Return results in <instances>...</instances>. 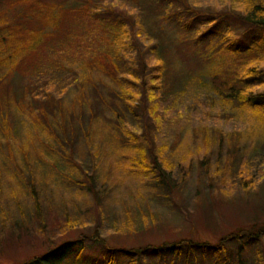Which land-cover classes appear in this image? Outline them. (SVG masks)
Returning <instances> with one entry per match:
<instances>
[{
	"label": "rangeland",
	"instance_id": "374dc122",
	"mask_svg": "<svg viewBox=\"0 0 264 264\" xmlns=\"http://www.w3.org/2000/svg\"><path fill=\"white\" fill-rule=\"evenodd\" d=\"M47 1L119 9L129 44L120 84L50 68L75 57L61 45L39 73L0 82V264H39L68 241L65 264H129L124 250L134 264H264V235H242L264 228V117L237 100L264 94V32L238 19L264 0ZM255 60L260 78L239 84ZM181 240L226 249L143 252Z\"/></svg>",
	"mask_w": 264,
	"mask_h": 264
},
{
	"label": "trees",
	"instance_id": "16d2710c",
	"mask_svg": "<svg viewBox=\"0 0 264 264\" xmlns=\"http://www.w3.org/2000/svg\"><path fill=\"white\" fill-rule=\"evenodd\" d=\"M246 8L238 19L245 26H249L248 29H259L264 32V3H254ZM129 19L115 7L90 2L76 7H66L47 0H0V82L10 74H25L27 71L31 74L39 73L43 66V61L39 59L48 52L47 48L61 45L63 53L71 51L75 53V57L66 63L62 55L58 59L63 62L53 63L50 68L55 66L66 69L79 68L84 77L90 78L95 73L104 74L120 84L121 69L118 62L122 58L120 53L122 45L129 44L127 28L132 23ZM132 37L133 35L130 34V40ZM55 48L53 52L56 54ZM258 65L256 60L247 62L240 70L241 80L237 82L241 84L260 78L262 71L258 70ZM238 89L237 100H243L246 105L260 110L264 117V94H254L252 89L243 87ZM2 121L3 125H7L5 118ZM29 182L33 186L30 193L34 205L33 211L38 219H42L44 214L40 196L37 194L35 178L30 179ZM239 234L230 235L224 240L236 238ZM243 234H248L247 238H257L264 235V228L253 227L250 232ZM76 242L68 241L55 245L45 256L35 260L39 264H65L73 253L72 249L77 246ZM149 249L156 251L147 253ZM224 249L226 248L223 241L208 244L202 241L181 240L165 242L154 248L145 247L143 252L159 254V256L185 254L187 259L195 255L198 250L202 254L210 252L220 254L225 251ZM81 250L82 247H79L80 252ZM80 252L78 255H81ZM122 252L129 264L136 262L132 258L131 251ZM27 262L28 260L17 264H32L34 261Z\"/></svg>",
	"mask_w": 264,
	"mask_h": 264
}]
</instances>
